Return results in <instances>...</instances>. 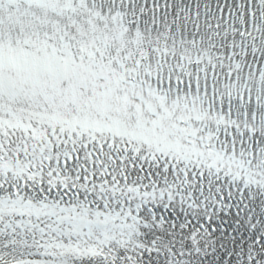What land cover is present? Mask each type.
Masks as SVG:
<instances>
[{
  "label": "snow or ice",
  "instance_id": "snow-or-ice-1",
  "mask_svg": "<svg viewBox=\"0 0 264 264\" xmlns=\"http://www.w3.org/2000/svg\"><path fill=\"white\" fill-rule=\"evenodd\" d=\"M0 264H264V0H0Z\"/></svg>",
  "mask_w": 264,
  "mask_h": 264
}]
</instances>
